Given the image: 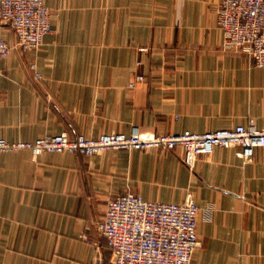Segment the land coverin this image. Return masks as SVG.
Listing matches in <instances>:
<instances>
[{
  "label": "crops",
  "instance_id": "1",
  "mask_svg": "<svg viewBox=\"0 0 264 264\" xmlns=\"http://www.w3.org/2000/svg\"><path fill=\"white\" fill-rule=\"evenodd\" d=\"M220 1L43 0L51 32L37 50L20 51L2 29L12 49L0 60V138L264 127V68L224 49ZM239 150L216 147L192 168L178 147L2 152L0 264H110L94 224L108 198L128 191L194 199L192 264H264V148L250 161Z\"/></svg>",
  "mask_w": 264,
  "mask_h": 264
},
{
  "label": "built area",
  "instance_id": "2",
  "mask_svg": "<svg viewBox=\"0 0 264 264\" xmlns=\"http://www.w3.org/2000/svg\"><path fill=\"white\" fill-rule=\"evenodd\" d=\"M213 12L224 49L244 53L255 67L264 68V0H221ZM49 17L50 10L43 0H0V20L10 21L15 45L23 52L37 50L43 44L45 35L51 32ZM2 29L0 25V60L7 58L12 49ZM34 68L30 64V69ZM34 76L39 77L36 73ZM143 79L142 75H136L129 87ZM176 147L181 148L182 161L189 168L198 157L208 156L216 147H239L238 155L250 161L253 148H264V127L238 124L208 132L170 134L135 129L130 134L111 132L96 138L83 134L70 137L67 132H61L27 141L0 139V152L28 150L33 156L67 152L88 157L105 150L167 151ZM198 212L190 196L179 203H162L128 191L108 198L105 211L94 227L105 240L110 264H192V255L199 246ZM102 263L98 257L96 264Z\"/></svg>",
  "mask_w": 264,
  "mask_h": 264
},
{
  "label": "water",
  "instance_id": "3",
  "mask_svg": "<svg viewBox=\"0 0 264 264\" xmlns=\"http://www.w3.org/2000/svg\"><path fill=\"white\" fill-rule=\"evenodd\" d=\"M0 25H2V26H9L10 25V21L9 20H0ZM18 49L20 51H22L21 47H18Z\"/></svg>",
  "mask_w": 264,
  "mask_h": 264
},
{
  "label": "rangeland",
  "instance_id": "4",
  "mask_svg": "<svg viewBox=\"0 0 264 264\" xmlns=\"http://www.w3.org/2000/svg\"><path fill=\"white\" fill-rule=\"evenodd\" d=\"M43 135H45V134H43ZM43 135H41V136H43ZM38 137H40V136H38ZM37 138V137H36ZM0 139H4V140H6L5 138H0ZM35 139V138H34ZM6 141H9V140H6ZM15 141H27V140H15ZM10 142H14V141H10ZM17 151H20V150H17ZM10 152H16V151H10ZM0 153H2V152H0Z\"/></svg>",
  "mask_w": 264,
  "mask_h": 264
}]
</instances>
